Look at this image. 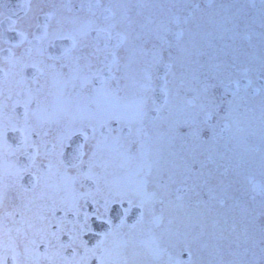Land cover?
I'll list each match as a JSON object with an SVG mask.
<instances>
[{
	"label": "flooded vegetation",
	"instance_id": "1",
	"mask_svg": "<svg viewBox=\"0 0 264 264\" xmlns=\"http://www.w3.org/2000/svg\"><path fill=\"white\" fill-rule=\"evenodd\" d=\"M126 4L0 0L17 11L14 25L6 10L0 16V120L19 125L27 105L29 123L39 133L31 140L41 145L40 166L18 172V164H27L26 157L13 155L20 133L7 134L13 148L0 142V258L5 264L164 263L161 257L152 261L137 245L146 234L148 244L152 237L160 241L158 248L165 242L160 230L149 232L152 222L166 217L167 207V168L164 157L157 156L162 145L155 137L162 133L159 122L169 102L177 99L176 92L169 99L167 82L169 77L178 89L175 69L186 48L179 39H158L155 49L162 60L158 65L151 56L142 60ZM159 65L167 71L156 105L154 69ZM61 138L73 148L84 145L83 159H93L91 169L87 163L67 170L60 165ZM87 225L95 231L84 230ZM167 247L160 250L176 258L178 248ZM192 249L197 260L198 240Z\"/></svg>",
	"mask_w": 264,
	"mask_h": 264
},
{
	"label": "rangeland",
	"instance_id": "2",
	"mask_svg": "<svg viewBox=\"0 0 264 264\" xmlns=\"http://www.w3.org/2000/svg\"><path fill=\"white\" fill-rule=\"evenodd\" d=\"M126 1L128 22L138 27L141 38L150 34H168L171 39L176 26L184 28L182 42L186 52L180 55L179 60L182 59L184 69L187 68L175 69L178 79L174 83L180 89L177 92L182 95L175 102L182 105L183 94L187 93L191 97V110L195 105L199 110L194 116H190L192 112L189 114V111L178 114L179 121L183 120L178 133L176 128L171 127H168V133L164 131L165 148L172 151L176 146L178 159H188L186 154L192 152L191 160L195 162L191 167L195 180L188 185L183 184L182 191L172 190L169 203L176 206V210L171 209V218L165 228L167 235L178 238L182 231L185 240L184 231H191L193 234L187 235L184 247L179 242L174 244L184 251L189 250L188 241L198 236L199 264H262L264 133L261 125L264 122V92L261 91L247 104H244L240 94L229 107H223L226 109L223 110L220 105L223 103V82L235 74L239 75L242 67L247 68L248 75L255 79L264 74L262 0H216V3L219 2L216 8L201 10L203 12H198L191 22L186 21V12L195 0ZM256 1L260 6H255ZM242 33H247L249 39L244 40ZM137 46L138 52L141 50V58L152 55L151 60L160 61L159 52L155 49L148 52L150 44ZM143 67L147 72L148 66ZM187 70H194V77H190ZM197 72L202 75L209 72L210 82H206L205 74L199 76ZM202 93L204 96L197 98ZM208 99L218 105L216 111L207 103ZM257 104L260 109H257ZM242 116L247 117L243 118L244 124H235L237 120H242ZM240 130L243 131L242 138H238ZM182 165L177 169L179 171L182 167L179 173L190 170L185 164ZM179 177L184 179V175ZM180 203L184 204L181 210ZM150 245L151 250L146 249L151 258L161 256L171 264L196 263L195 260L182 259L181 251L176 259L174 256L166 258L162 254L156 255L160 252L158 242L150 241Z\"/></svg>",
	"mask_w": 264,
	"mask_h": 264
},
{
	"label": "snow or ice",
	"instance_id": "3",
	"mask_svg": "<svg viewBox=\"0 0 264 264\" xmlns=\"http://www.w3.org/2000/svg\"><path fill=\"white\" fill-rule=\"evenodd\" d=\"M262 4H264V0H262ZM5 10L8 13V18L11 20L12 24L14 25L17 21L12 19L13 16H17L16 9L9 7L7 5H0V16L5 14ZM45 30H47V24L44 25ZM100 31H107V29H98V32ZM23 35V34H22ZM237 88H239V84L237 83ZM155 103V101H153ZM207 103L210 106L218 107V105L215 104L214 100L208 99ZM20 123L17 124H5L2 120H0V142L7 145L9 148H13L12 145L8 144L7 142V134L9 131L11 132H19L20 133V140L13 148V155H16L17 157L23 156L27 158V164L25 165H17L18 172H24L29 167H39L40 165L37 164V157L41 154L40 153V143H37L34 140H31L32 135L35 133L37 136L39 133L36 132L35 127L29 123V109L28 106L25 105L24 113L21 118H19ZM87 138V136H85ZM42 143V141H41ZM72 148V151H68V149ZM84 145L83 144H77L74 148L72 144L69 142L68 144H65L63 142V138H61L59 150L57 152V155L59 157V163L64 167V169H79L87 163L88 168L91 169L93 164V159L90 157L88 161H85L83 159L85 153L83 151ZM31 149V151H30ZM95 153L93 152L92 156L94 157ZM48 167H51V162L49 161ZM150 174V170H149ZM33 176H36V173H32ZM39 179V177H37ZM74 179V178H73ZM145 185H147V179L145 180ZM162 202V201H161ZM127 211V210H125ZM87 213L85 214V217L87 219ZM97 219L103 220L102 216H97ZM122 219V218H121ZM107 223L111 225L112 221L111 219L107 220ZM84 230L88 232H94L95 230L91 228L90 225H87ZM97 235L103 237L107 235V232L105 231H99L96 233ZM82 243H85L82 241ZM99 244V241L97 242ZM87 251V248H86ZM192 253L189 252V256H191ZM0 264H5V261L3 258H0ZM101 264H104L103 260H101ZM262 264H264V261H262Z\"/></svg>",
	"mask_w": 264,
	"mask_h": 264
}]
</instances>
